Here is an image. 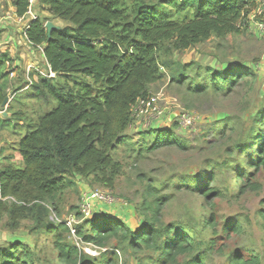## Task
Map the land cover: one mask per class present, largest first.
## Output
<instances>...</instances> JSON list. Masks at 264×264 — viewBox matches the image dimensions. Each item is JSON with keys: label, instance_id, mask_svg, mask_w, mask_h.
<instances>
[{"label": "trees", "instance_id": "1", "mask_svg": "<svg viewBox=\"0 0 264 264\" xmlns=\"http://www.w3.org/2000/svg\"><path fill=\"white\" fill-rule=\"evenodd\" d=\"M253 1L35 0V8H45L50 18L65 24L55 26L48 34L45 24L49 19L38 14L24 31L34 47L43 46L47 69L55 76L32 72L31 80L19 85L17 90L21 91L13 97L12 102L19 104H24L22 98L33 100L41 104V109L35 118L21 111L13 113L25 128L16 143L22 166L0 168V215L7 213L12 226L31 218L35 228L56 230L54 248L63 263L118 264V251L103 250L93 257L66 241L63 234H71V228L61 220L56 226L50 223L47 205L60 215L58 201L75 175L92 176L94 183L114 187L121 170L116 148L119 144L134 147L127 133L134 109L140 100L149 99L155 82L167 76L169 82L184 87L188 94L208 88L215 92L230 90L244 75L251 76L252 84L257 79L252 68L204 70L193 61L176 63L171 56L211 37L237 35L239 28L247 25ZM28 4V0H12L18 16L27 11ZM20 33L23 35V30ZM9 60L0 52V104L7 97ZM260 115H264V105L256 109L253 119L259 129L252 126L247 138H238L224 149L226 156L236 155L232 162L245 163V169L232 177L241 179L238 193L260 186L255 179L257 171H264V120ZM224 121V130H232V118L225 117ZM175 125L176 121L168 128L151 124L141 129V147L148 151L164 146L185 150L186 143L174 132ZM11 126L15 128L0 117V130ZM259 139L256 145L253 140ZM205 164L206 169L190 176L193 184L187 188L212 208L214 199L224 194L215 184L217 173L227 172L231 162L226 157ZM249 168L254 171L250 173ZM138 177L143 182V197L138 203L143 217L140 229H129L106 217L75 225L74 233L82 242L103 248L115 238L118 245L137 251V264H206L207 253L217 246L216 215L196 218L193 229L164 223L159 217L169 197L160 194L161 185H155L156 180ZM259 215L264 221V210ZM207 228H213L211 234L206 233ZM239 228V221L224 219L222 234L230 236ZM248 252L244 256L235 249L224 264H262L258 254ZM37 260L27 244L14 242L0 247V264H36Z\"/></svg>", "mask_w": 264, "mask_h": 264}, {"label": "rangeland", "instance_id": "2", "mask_svg": "<svg viewBox=\"0 0 264 264\" xmlns=\"http://www.w3.org/2000/svg\"><path fill=\"white\" fill-rule=\"evenodd\" d=\"M253 2L254 5L248 13L247 25L245 29L242 25L237 35H228L224 39L211 37L184 51L174 52L171 59L176 63L193 61L203 66L204 70L208 68L222 70L224 67L234 66L249 67L255 71L257 79L251 84V76L244 75L230 90L221 89L215 92L208 88L195 94L186 93L184 87L169 82L167 76L166 80L155 82L151 86L149 99L145 102L140 100L134 109L133 119L127 131L128 140L134 147L119 144L116 148L115 158L119 161L121 170L117 174L114 187L108 189L94 183L92 176L85 178L75 175L70 177L73 183L67 185L58 201L60 215L58 216L47 205L50 209L47 214L50 223L56 226L58 220H61L65 224L68 223L66 225L72 229L71 234H63L66 241L75 243L85 254L93 257L101 255L103 250L118 251L116 252L118 264H137V251L123 244L118 245L117 239L110 238L103 248L82 242L73 231L75 225H82L84 221L106 217L115 219L129 229H140L143 217L138 203L143 197V182L138 176L145 175L156 180L155 185H161L160 194L169 197L160 213L159 218L162 222L193 229L196 218L211 213L216 215L217 246L215 250L207 253L206 264H224L227 255L235 249L244 256L248 255V251L258 254L264 264L262 226L264 221L259 215V211L264 210V171L259 170L256 173L255 179L260 185L257 189L246 188L242 193H238L241 179L237 177L232 179V177L236 172L245 169V163L232 162L236 159V155L226 156L224 152V149L231 147L238 138H247L252 126L255 125L259 129L253 119L256 109L264 105V34L260 33L256 26L257 22H264V0ZM32 11L44 20L49 19L47 22L55 26L65 24L62 20L50 18L49 12L38 5L36 8L33 5ZM15 14L12 0H0V52L10 58L7 67L8 103L0 104V117L15 125V128L11 126L0 130V168L8 165L22 166L16 143L24 134L25 128L23 122L13 113L21 111L23 115L35 118L41 109V104L30 99L22 98L24 104L12 102L17 91H21V89L17 90V87L24 81L29 82L32 72L43 75L50 73L41 46L31 47L30 50H34L30 53V50H24V46L18 42L20 38L22 39L20 32L23 23L16 20ZM225 117L232 118V130H224ZM258 117L264 120V115ZM175 121L177 126L175 125L174 132L185 141V150L164 146L148 151L141 147L138 134L141 129L151 124L168 128L173 126ZM253 141L257 145L260 139ZM226 157L231 162V168L227 172L217 173L215 181V184L223 189L224 194L220 199H214V207L209 208L197 192L187 188L188 185L193 184L190 176L206 169L207 160L221 161ZM235 163L238 164L232 169ZM248 171L252 173L254 170L249 168ZM184 182L186 184H183ZM90 190L97 191L99 196L107 200L90 199L91 214L85 216L80 212V206L83 197L89 194L86 192ZM224 219L239 221V230L230 232V236L223 235ZM207 229L206 233L211 234L213 228ZM46 230V228H35L31 218L22 219L12 226L8 222L7 213L1 214L0 247L21 242L29 245L37 254L36 264H66L58 260L54 248L56 230L53 232ZM218 247L222 248V252Z\"/></svg>", "mask_w": 264, "mask_h": 264}, {"label": "built area", "instance_id": "3", "mask_svg": "<svg viewBox=\"0 0 264 264\" xmlns=\"http://www.w3.org/2000/svg\"><path fill=\"white\" fill-rule=\"evenodd\" d=\"M28 3L29 4H28V7H27V11L23 15L18 16L17 14H15L16 15V20H18L19 22H22L23 23V28H22L23 35L21 34L22 39L20 38V41H18V42H21L22 40H24V41H26V43L29 46H33L34 44H32L29 41L28 37L24 34V31L29 27L30 20L31 19H35V17H36V15L32 11V6L34 5L35 0H28ZM256 26L258 27L259 32L262 33V34H264V22H257L256 23ZM48 72H50L49 75H48V73L47 74H44V75H46V76L53 75L54 76V72H52L51 69L48 70ZM30 80H31V78H29V81ZM152 101H153V99H152ZM141 102H142V100H141ZM143 102H145V101H143ZM86 193H89V194H87L85 197H83V199H82V205L80 206V212L82 214H84L85 216H88V215L91 214V211H90L91 203H89L90 199H94L95 201H100V200L103 201V200H107V199L103 198L102 196H99L98 192L95 191V190H90V191H87ZM104 193L108 194L105 191H104ZM109 196H111V195H109ZM66 224H68V223H66Z\"/></svg>", "mask_w": 264, "mask_h": 264}, {"label": "crops", "instance_id": "4", "mask_svg": "<svg viewBox=\"0 0 264 264\" xmlns=\"http://www.w3.org/2000/svg\"><path fill=\"white\" fill-rule=\"evenodd\" d=\"M9 26V25H8ZM20 45H23L24 46V50H26V51H29L30 49H32L31 47H34V46H29L27 43H26V41H24V40H22L21 42H20ZM40 47V46H39ZM42 48H41V51H42V55H43V46H41ZM34 50V49H33ZM33 50H30L29 52L30 53H33ZM28 55V54H27ZM43 57H44V55H43ZM44 59H45V57H44ZM45 61H46V59H45ZM28 62H29V60H28ZM30 64H31V62H29ZM46 63V62H45Z\"/></svg>", "mask_w": 264, "mask_h": 264}, {"label": "water", "instance_id": "5", "mask_svg": "<svg viewBox=\"0 0 264 264\" xmlns=\"http://www.w3.org/2000/svg\"><path fill=\"white\" fill-rule=\"evenodd\" d=\"M45 27H46L47 33L49 34L51 29L54 28L55 25L51 22H46ZM7 102H8V97L4 99L3 104H7Z\"/></svg>", "mask_w": 264, "mask_h": 264}, {"label": "clouds", "instance_id": "6", "mask_svg": "<svg viewBox=\"0 0 264 264\" xmlns=\"http://www.w3.org/2000/svg\"><path fill=\"white\" fill-rule=\"evenodd\" d=\"M55 76V75H54ZM8 103V102H7Z\"/></svg>", "mask_w": 264, "mask_h": 264}]
</instances>
